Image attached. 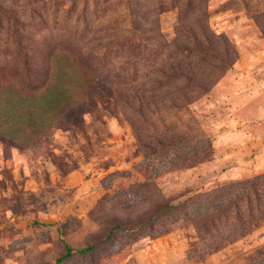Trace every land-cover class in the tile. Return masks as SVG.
<instances>
[{"label": "rangeland", "instance_id": "obj_1", "mask_svg": "<svg viewBox=\"0 0 264 264\" xmlns=\"http://www.w3.org/2000/svg\"><path fill=\"white\" fill-rule=\"evenodd\" d=\"M2 2L0 264H264V0Z\"/></svg>", "mask_w": 264, "mask_h": 264}, {"label": "trees", "instance_id": "obj_2", "mask_svg": "<svg viewBox=\"0 0 264 264\" xmlns=\"http://www.w3.org/2000/svg\"><path fill=\"white\" fill-rule=\"evenodd\" d=\"M3 0H0V3L2 4ZM207 157V154L204 155V158ZM257 179L259 177H253L248 178L245 181L237 183L240 190L241 197L239 199V195H235V198H237L239 201L235 200H228L226 203L224 200H221L218 204L212 205L213 207L205 208L202 212H198L195 214L194 218L201 224V226L207 231L211 232V228L216 229V221L220 220V217H228L229 214H233L231 217L235 218L238 222L242 224V233L237 235L236 237L242 236L245 233L249 232L253 227L258 225V222L261 220V218L264 217V202H262V195L258 187H256ZM232 194V192H230ZM186 200L178 201L177 203H161L156 205L153 208V214L149 217L150 220L146 223L140 221L137 224H134V228H142L143 226H150L153 221L159 220L164 215L171 213L173 211L178 210L179 208L186 206ZM253 201H256L263 205V207H260L257 209V214L254 215V213L251 211L252 203ZM231 206H233V209L231 210ZM185 215H187L186 212H184ZM186 217V216H185ZM116 227L118 229H123L124 226L118 222L116 224ZM227 238V237H225ZM234 237H231L230 239L233 240ZM99 240L103 241L104 239L99 238ZM100 243L94 242L92 244H88L82 247H74L70 245L67 242H64V252L61 256H59L54 264H58L62 262L65 259L70 258L71 256L75 254H87L89 252H92L96 247H98ZM220 244L215 245L213 248L217 249Z\"/></svg>", "mask_w": 264, "mask_h": 264}]
</instances>
